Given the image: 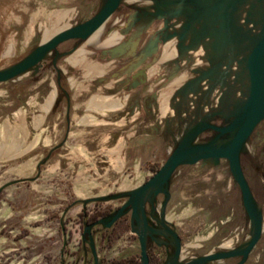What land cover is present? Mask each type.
<instances>
[{
  "label": "rangeland",
  "instance_id": "374dc122",
  "mask_svg": "<svg viewBox=\"0 0 264 264\" xmlns=\"http://www.w3.org/2000/svg\"><path fill=\"white\" fill-rule=\"evenodd\" d=\"M40 1L35 11L33 0H0V69L27 54L56 27L62 14L77 7L76 18L80 20L96 11L103 0ZM153 3L154 0H122L107 21L104 38L117 30L126 54L115 59L110 50L88 45L81 61L73 66L68 60L75 57L74 51L58 58V66L66 72L61 75L52 103V81L57 79L58 70L51 59L39 69L0 82V264H95L85 236L78 229L79 211L85 206L92 209L94 200L102 201L104 206L117 205L123 193L149 176L148 163L161 164L167 157L191 105L185 102L178 108L174 106V111L167 106L172 86L167 84V78H155L160 76L158 71L152 92L155 101L158 96L164 99L160 101L163 107L159 114L170 112L184 117L172 125H151L150 109L144 108L148 111L145 117L138 103L153 96L143 97L137 86L133 88L138 80L131 74L144 63L148 67L151 61L160 59L166 44H161L150 62L135 66L143 58L142 49L133 53L134 46L126 42L140 37L149 42L163 29L160 16L144 13L153 9ZM180 17L172 16L169 26ZM150 22L155 27L144 28ZM112 35L119 37L116 32ZM94 36L97 41L99 36ZM103 68L101 79L96 71L102 73ZM236 70L237 81L246 83V74L238 67ZM110 84H117L116 88L110 89ZM129 91L128 103L116 120L117 112L127 102L126 97H120ZM101 95L119 96L121 104L118 108L100 107ZM175 96L173 93L172 98ZM209 97L205 95L204 101L197 98L196 105L207 108ZM212 119L223 121L219 114ZM258 127L248 141L254 152L245 149L242 163L264 210V120ZM212 135L211 131L205 132L200 139ZM134 147L141 152L136 154ZM170 188L167 216L185 234L183 257L218 250V243L230 237L235 238L233 246L238 245L248 233V219L242 212L240 193L226 160L181 165ZM231 240L223 244L231 246ZM116 242V235L110 240H95L99 264H110L112 258L137 251L136 241L129 238L119 245ZM233 260L226 259L223 264ZM247 264H264V233Z\"/></svg>",
  "mask_w": 264,
  "mask_h": 264
},
{
  "label": "water",
  "instance_id": "95a60500",
  "mask_svg": "<svg viewBox=\"0 0 264 264\" xmlns=\"http://www.w3.org/2000/svg\"><path fill=\"white\" fill-rule=\"evenodd\" d=\"M121 3L122 0H103L96 11L80 20L76 18L77 7L69 13L65 12L58 19L56 27L27 54L0 69V82L13 79L30 69H39L47 59H51V63L58 70L57 79L52 81V88L55 87L52 103L60 85L61 75L66 72L58 66V58L66 57L74 51L75 57L70 56L68 60L73 66L72 64L81 61L88 45L97 49L99 47L100 50H110L115 59L119 58L121 53H127L125 46H121L122 35L117 30L113 29L104 38L107 21ZM33 5L37 11L41 1L33 0ZM152 8L150 11L144 10V13L150 12L160 16L163 29L149 42L147 38L141 37L126 41L134 46L133 53L142 49L143 58L135 62V66L146 60L150 62L152 57L158 54L161 44H166L165 54L160 59L151 61L148 67L144 63L143 67L139 66V71L135 70L131 74L138 80L133 84V88L137 86V91H142L143 97L153 96L149 100L148 97L139 101V107L145 111V117L148 111L144 108L150 109L151 125H172L177 123L178 118L184 117L170 112L167 115L159 114L164 99L158 96L155 101L152 82L155 78L158 81L167 78V84H171L173 90L172 94L169 93L170 96L166 97L169 102L167 106L174 111V106L178 108V105L186 102L191 105L189 106L192 110L180 125L165 160L147 180L128 190L127 200L106 225L111 224L121 214L122 209L129 205L131 218L137 223V227L132 230L139 236L140 264H149L145 253L146 239L147 236L154 235H164L176 242L175 251L159 264H223L226 259H234L228 264H247L264 233V210L256 200L253 186L242 163L245 149L250 153L254 152L253 145L250 146L248 141L259 123L264 120V0H154ZM70 15L73 16L68 20ZM172 16L181 17L169 26ZM154 25L150 22L145 24L144 28L151 29ZM101 28L100 38L96 41L92 36ZM115 32L119 37L112 35ZM171 46L175 51L172 55L168 54ZM189 51L192 52L190 56ZM92 63L103 66L101 62ZM237 67L240 72L246 74V83L237 81ZM158 71H161L160 76L154 78ZM96 72L102 79L105 69L103 68L102 73H98V70ZM179 77L180 80L175 82ZM116 85L110 84L109 88L114 89ZM173 93L176 95L174 98ZM205 95L211 99L209 97L210 103L204 109L202 105L196 104L197 98L204 101ZM129 96L130 91L120 97H126L127 102L117 112L116 120L120 119V112L126 107ZM157 105L160 106L156 108ZM218 114L222 116L223 121L214 122L212 118ZM108 118L110 120V117ZM186 123L189 124L187 128L183 127ZM209 131L213 133L211 137L200 139L203 133ZM133 149L136 154L141 152L139 147ZM221 159L227 161L230 174L240 193L242 212L249 223L248 233L238 245L233 246L235 238L230 237L233 239L231 246L223 244L225 240L230 239L227 238L218 243L217 246L221 247L218 250L182 258L179 237L165 216V208L170 198V182L181 165L208 160L217 163ZM159 194H163L160 200L157 198ZM146 206L150 207L151 215H159L158 221L165 230L151 229L148 226ZM104 221L105 218L97 220ZM91 248L94 252L92 243ZM94 261L99 264L95 252Z\"/></svg>",
  "mask_w": 264,
  "mask_h": 264
},
{
  "label": "flooded vegetation",
  "instance_id": "af4514ba",
  "mask_svg": "<svg viewBox=\"0 0 264 264\" xmlns=\"http://www.w3.org/2000/svg\"><path fill=\"white\" fill-rule=\"evenodd\" d=\"M99 106L105 107V105L100 101L99 98ZM160 164L153 165L152 163H148V167L150 173L149 176L144 179L147 180L158 168ZM143 181V182H144ZM129 196V192L123 193L122 197H120V203L115 206H104L102 201L94 200V206L92 209L82 206L84 208L79 211V216L77 218V224H79V231L82 235L85 236L86 243L89 246L90 251L94 256V252L96 253V246L95 240L100 239L104 241L105 239L110 240L111 236H117L116 245L120 244L121 240L129 238L131 241H136V249L135 253L126 254L122 257H115L110 260V264H140L141 262V247L139 242L138 234L132 230V228L137 227V223L135 220L131 218V209L128 206L124 207L121 211V214L109 225H106V222L118 211L119 207L127 200ZM172 193L170 191V198L171 199ZM160 200L163 198V194H159L157 197ZM168 201V203H169ZM165 208V216L170 221L171 225L174 227L177 236L179 237L182 253L181 256L183 258L184 252V236L185 234L181 232L177 227L175 222L167 216V206ZM87 205V202L85 203ZM146 213H147V221L148 226L151 229H159L165 230V228L159 223V215L154 213L153 215L150 214V207L146 206ZM105 218L104 222H97V220ZM72 223V220H69ZM84 240V241H85ZM91 243L94 247V252L91 248ZM175 241L172 238H167L164 235H154V237L147 236L146 239V247L145 253L148 258L149 264H159L166 260L174 251H175ZM193 256V255H190Z\"/></svg>",
  "mask_w": 264,
  "mask_h": 264
},
{
  "label": "bare ground",
  "instance_id": "6f19581e",
  "mask_svg": "<svg viewBox=\"0 0 264 264\" xmlns=\"http://www.w3.org/2000/svg\"><path fill=\"white\" fill-rule=\"evenodd\" d=\"M153 10V9H152ZM100 31H101V29H99ZM99 30H97L96 32H95V36L94 37H98V38H100V35H101V33L100 34H98L99 33ZM96 37V38H97ZM174 50H172V48L171 49H169L168 50V54H170V55H172V54H174ZM184 58V57H183ZM175 82H177V80H174ZM106 82V81H105ZM100 98V101L105 105V107L106 108H118L119 107V105L121 104L120 103V99L118 98V97H108V96H100L99 97ZM169 103V102H168ZM163 107V106H162ZM165 108V107H164ZM260 124V123H259ZM183 127H189V124H187V125H184ZM259 128V127H258ZM177 134V133H176ZM255 134V133H254ZM255 136V135H254ZM223 160V159H222ZM232 241H233V239L231 240V242H229V244H232Z\"/></svg>",
  "mask_w": 264,
  "mask_h": 264
}]
</instances>
